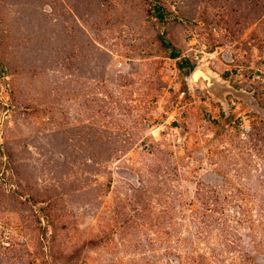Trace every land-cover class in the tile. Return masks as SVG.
I'll list each match as a JSON object with an SVG mask.
<instances>
[{
    "label": "rangeland",
    "instance_id": "rangeland-1",
    "mask_svg": "<svg viewBox=\"0 0 264 264\" xmlns=\"http://www.w3.org/2000/svg\"><path fill=\"white\" fill-rule=\"evenodd\" d=\"M0 264H264V0H0Z\"/></svg>",
    "mask_w": 264,
    "mask_h": 264
},
{
    "label": "trees",
    "instance_id": "trees-1",
    "mask_svg": "<svg viewBox=\"0 0 264 264\" xmlns=\"http://www.w3.org/2000/svg\"><path fill=\"white\" fill-rule=\"evenodd\" d=\"M150 12H151V15H153L154 17H156L158 20H162L164 18V16H165L164 11H163L161 5H156L155 4V5L151 6ZM167 46L169 47L170 44L167 45ZM171 57H173V58L177 57V54H176L175 49H173V52L171 54ZM178 65L182 67L184 65V63L182 62V63H179Z\"/></svg>",
    "mask_w": 264,
    "mask_h": 264
},
{
    "label": "water",
    "instance_id": "water-1",
    "mask_svg": "<svg viewBox=\"0 0 264 264\" xmlns=\"http://www.w3.org/2000/svg\"><path fill=\"white\" fill-rule=\"evenodd\" d=\"M199 71L201 74L197 77V78H194V79H202L203 82L207 85V86H210L212 81H211V78L209 77V75H207L204 71H202L201 69L197 68L196 70L193 71V74L195 72ZM192 74V76H193Z\"/></svg>",
    "mask_w": 264,
    "mask_h": 264
},
{
    "label": "bare ground",
    "instance_id": "bare-ground-1",
    "mask_svg": "<svg viewBox=\"0 0 264 264\" xmlns=\"http://www.w3.org/2000/svg\"><path fill=\"white\" fill-rule=\"evenodd\" d=\"M197 73H198V72H197ZM197 73L195 72V73L193 74V77H194V78H197V76H198V74H199V73H198V74H197Z\"/></svg>",
    "mask_w": 264,
    "mask_h": 264
}]
</instances>
